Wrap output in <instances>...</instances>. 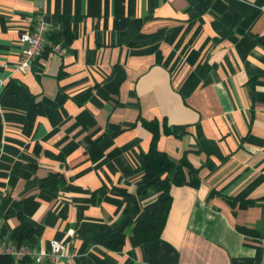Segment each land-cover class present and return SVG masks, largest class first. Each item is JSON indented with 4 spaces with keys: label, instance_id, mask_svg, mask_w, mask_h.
<instances>
[{
    "label": "crops",
    "instance_id": "obj_1",
    "mask_svg": "<svg viewBox=\"0 0 264 264\" xmlns=\"http://www.w3.org/2000/svg\"><path fill=\"white\" fill-rule=\"evenodd\" d=\"M41 9L51 30L70 18L71 40L14 71ZM0 78V237L32 197L34 246L73 254L43 264H264V0H0ZM151 120L190 166L146 243L131 227L157 196L137 192ZM52 173L57 192L39 185ZM115 222L112 250L99 241Z\"/></svg>",
    "mask_w": 264,
    "mask_h": 264
},
{
    "label": "trees",
    "instance_id": "obj_2",
    "mask_svg": "<svg viewBox=\"0 0 264 264\" xmlns=\"http://www.w3.org/2000/svg\"><path fill=\"white\" fill-rule=\"evenodd\" d=\"M57 26L48 34V38L54 42L66 45L72 37L68 32L70 18L58 16L55 19ZM144 128L150 132L151 140L147 151H142L138 156L139 170L142 172L137 183L138 194H145L149 190H154L156 198L144 206L139 218L131 227V231L140 234L146 243L153 242L160 237L164 227L166 216L170 208L171 196L170 187L180 185L185 181L184 169L190 163L182 158L174 162L170 157L158 149V140L161 134H174V128L168 127L164 122L156 120L143 121ZM40 187L57 192L62 186V180L55 173L47 175L39 181ZM32 197H27L16 202L12 214H14L19 224L11 231L9 239L17 243H28L34 245L31 238L34 234V227L26 217V210L33 203ZM247 202L242 201L244 206ZM245 234H253L251 229L238 227ZM125 234L118 229V223H113L107 231L101 235L100 244L106 248L117 250L124 242ZM12 257L8 255L0 256V264H11ZM19 264H28V259L20 261Z\"/></svg>",
    "mask_w": 264,
    "mask_h": 264
},
{
    "label": "built area",
    "instance_id": "obj_3",
    "mask_svg": "<svg viewBox=\"0 0 264 264\" xmlns=\"http://www.w3.org/2000/svg\"><path fill=\"white\" fill-rule=\"evenodd\" d=\"M26 21L28 25L19 40L21 50L13 67L14 71L21 73L30 67L45 48H49L59 56L66 50L60 42H54L48 38V33L52 28L45 17L44 9L38 11L35 17L28 15ZM2 82L0 78V83ZM68 233L71 234V230ZM3 255L11 256L12 264H18L24 259H28V264H43L44 262L55 263L65 260L73 254L67 252L65 243L57 240H52L49 248H44L0 237V256Z\"/></svg>",
    "mask_w": 264,
    "mask_h": 264
}]
</instances>
